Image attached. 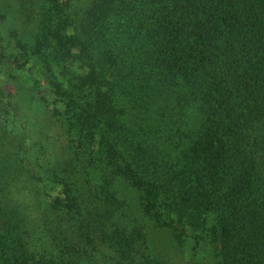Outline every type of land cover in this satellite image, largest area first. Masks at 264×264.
<instances>
[{"label":"trees","instance_id":"trees-1","mask_svg":"<svg viewBox=\"0 0 264 264\" xmlns=\"http://www.w3.org/2000/svg\"><path fill=\"white\" fill-rule=\"evenodd\" d=\"M71 6H0L16 15L14 69L33 62L25 79L47 88L65 141L44 163L0 107L34 205L0 174V264H146L143 232L118 216L123 185L177 244L189 231L219 264H264V0H90L78 17Z\"/></svg>","mask_w":264,"mask_h":264},{"label":"rangeland","instance_id":"rangeland-1","mask_svg":"<svg viewBox=\"0 0 264 264\" xmlns=\"http://www.w3.org/2000/svg\"><path fill=\"white\" fill-rule=\"evenodd\" d=\"M90 0H71V12L77 17L81 15ZM3 0H0V6ZM6 5L2 8L5 9ZM15 17L13 9H6L0 16V107L5 108L12 121L19 123L28 131V144L38 141L43 153V162L50 166L59 163V155L65 149L64 139H60L57 123L53 115V105L46 98L47 88L42 84L33 85L25 79L24 72L34 69L33 62L23 61L24 66L14 69L21 59L11 57L13 54V38L15 34ZM23 56V55H21ZM22 58V57H21ZM24 73V74H23ZM125 121L134 124L136 118L128 110ZM19 156L0 140V174L16 180L17 185H8V195L22 201L28 212L34 211L29 200L26 175L17 167ZM58 166V165H57ZM119 195L125 197L127 205L121 209L120 220L128 226H138L144 235L141 253L148 258L146 264H219L211 240L195 244L189 231L186 232L183 244L174 240L172 232L158 227L146 217L138 201V193L134 188L120 186ZM34 189V185L31 184ZM4 192L0 191V206L4 205ZM120 213V214H121ZM6 219L13 214L5 213ZM14 223L13 220H11ZM7 224V223H6ZM97 258L99 255H95ZM101 258V257H99Z\"/></svg>","mask_w":264,"mask_h":264}]
</instances>
